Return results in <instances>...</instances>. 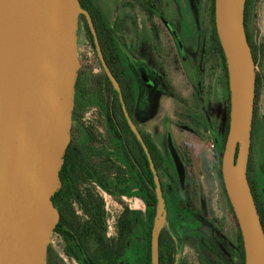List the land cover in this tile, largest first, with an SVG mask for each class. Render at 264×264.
I'll use <instances>...</instances> for the list:
<instances>
[{
	"label": "water",
	"instance_id": "1",
	"mask_svg": "<svg viewBox=\"0 0 264 264\" xmlns=\"http://www.w3.org/2000/svg\"><path fill=\"white\" fill-rule=\"evenodd\" d=\"M215 1L230 89L222 172L245 262L264 264V225L248 175L257 70L247 0ZM82 13L80 0H0V264H48L61 217L53 197L72 136Z\"/></svg>",
	"mask_w": 264,
	"mask_h": 264
},
{
	"label": "rangeland",
	"instance_id": "2",
	"mask_svg": "<svg viewBox=\"0 0 264 264\" xmlns=\"http://www.w3.org/2000/svg\"><path fill=\"white\" fill-rule=\"evenodd\" d=\"M94 1L103 11L118 44L125 48L129 71L134 73V60L132 67L128 61V56L133 55L142 65L149 63L161 84L157 98L158 118H153L160 149L158 183L153 191L157 198L156 217L161 212L164 225L157 231L155 217L152 233V244L157 246L153 251L154 264L158 262V234L164 227L177 239L175 264H179L182 258L193 262L198 260L197 249L185 239L187 233H203L232 252L237 259L238 229L222 172L225 150L223 132L228 107L227 79L219 60L212 52L205 53L209 38L208 25L203 20L208 17L210 0H163V12L154 17L160 30L157 36L137 0ZM250 4L254 40L260 48L264 40V0H252ZM87 30L80 14L77 37L80 72H85L89 80L94 75L102 76L104 72L88 39ZM151 49L153 54H150ZM261 70L264 77V67ZM258 97L257 133L253 140L249 172L264 199V81ZM203 108L209 116L206 129L192 118L199 117ZM151 111L152 105L144 109L146 113ZM138 119L145 128L148 120ZM84 123L94 126L99 135L98 143L104 145L106 136L109 139L104 116L89 106ZM127 137L129 140L131 134ZM125 170L130 185L126 196L119 200L100 190L106 202L109 235L116 240L119 237L116 227L118 217L126 206L129 207V227L132 230L125 237L119 261L121 264H139L140 256L143 258L144 255L140 243H143L149 228L148 214L153 204L146 192L138 189L134 172L128 167ZM49 246L57 264H84L80 257L67 254L66 241L53 231Z\"/></svg>",
	"mask_w": 264,
	"mask_h": 264
},
{
	"label": "trees",
	"instance_id": "3",
	"mask_svg": "<svg viewBox=\"0 0 264 264\" xmlns=\"http://www.w3.org/2000/svg\"><path fill=\"white\" fill-rule=\"evenodd\" d=\"M148 17L151 29L157 36L160 30L155 24L154 17L163 12V0H137ZM251 1L247 0L245 21L249 43L254 55L252 36L254 31L252 27L253 16L251 12ZM83 13L82 20L87 26V35L94 36L89 19L86 14H89L92 19L97 36L111 37L110 40H100V50L106 55L110 51H119L118 48H113L117 43L114 40L115 34L110 27L103 11L94 0H80ZM208 17L204 18V22L208 25V41L206 42L205 53H213V55L223 64L228 87V111L223 132V147L226 144V139L229 131L230 121V89L229 76L227 68V60L222 45L221 36L218 30L216 1L210 0ZM251 26V31L249 28ZM105 44L109 48H105ZM263 52V45L260 47ZM133 94V88L128 83V95ZM255 116V115H254ZM193 118V117H192ZM206 120V118L204 117ZM205 129L208 127L207 122L201 123ZM254 125V123H253ZM95 170L92 173L91 165L87 158L77 157L74 149L68 148L65 163L61 171L62 186L55 193L53 201L60 212V221L55 226L53 232L62 237L67 244V254L78 256L84 264H117V256L121 250V246L116 249L114 242L106 237L107 225V210L106 203L101 195L97 185L93 183V177L100 183L101 187L111 193L116 199H119L129 193V188L122 186L120 183H113L108 180L103 173V169ZM250 171V164H249ZM250 183L256 200V204L264 225V199L258 192L255 182L250 178ZM120 184V185H119ZM150 203L153 204L149 209V228L144 234L142 249L144 252L141 264H154L152 233L154 230V222L157 214L156 204L157 198L152 191L149 192ZM233 208V207H232ZM130 209L126 206L122 214L118 217L116 227L125 229L130 226ZM234 213V219L238 229L236 250L237 259L229 252L219 246L212 239L203 233H187L185 234L186 241L197 249V262L182 258L179 264H246L245 249L243 235L238 223V219ZM169 218V217H168ZM158 264H175L177 256V239L173 233L169 232L164 227L158 234ZM48 264H57L53 258V249L49 246Z\"/></svg>",
	"mask_w": 264,
	"mask_h": 264
},
{
	"label": "flooded vegetation",
	"instance_id": "4",
	"mask_svg": "<svg viewBox=\"0 0 264 264\" xmlns=\"http://www.w3.org/2000/svg\"><path fill=\"white\" fill-rule=\"evenodd\" d=\"M249 28L251 31L250 25ZM88 39L94 49L95 56L100 61L104 73L102 76L94 75L88 80L85 75L86 73L80 72L79 69L76 82L72 136L69 147L71 146L74 149L77 157L87 158L91 165L92 173L98 170L97 167L103 169V173L108 180L115 183V185L116 183H120L122 186L129 188V177H127L125 170V167H128L136 176L138 189L146 192L148 196L150 191L154 193L153 190L156 189L158 183L160 149L154 133L153 118H158L156 112L158 92L161 88L160 81L151 69L149 63L142 65L133 55L128 56L131 67L132 61L134 60L132 67L134 73L130 72L126 58V50L122 45L118 44L116 37H114V40L117 45L113 46V48H118L119 51L113 50L107 52L106 55L100 50V40H110L111 37L100 38L99 36L92 35L88 36ZM252 41L257 70L255 116L252 135L253 148V140L257 133L259 88L264 81L261 70L264 67V51L259 50L260 48L256 45L254 36H252ZM104 47L109 48L110 46L105 44ZM150 54H153L152 49ZM151 59H153V56ZM220 65L223 75L226 77L222 62ZM143 66H145V70H143ZM144 73L147 74V79L146 77L144 78ZM128 83L133 88V94L130 95H128ZM151 105L152 111L150 113L144 112V109ZM89 106L97 109V112L99 111L100 115L106 119V129L109 139L106 136L104 145L98 143L99 135L97 136L94 126H86L84 123V115ZM202 111L203 113L199 117L193 116V118L198 123H204L207 120L209 122V116L205 113V109L203 108ZM138 118L148 120L145 122L146 129ZM203 119L204 121H202ZM128 134H131L129 140L127 137ZM93 183L97 185L102 196L101 190L109 193L101 187L100 183L94 177ZM109 194L112 195L111 193ZM130 230H132L130 227L125 229L117 228L119 235L117 240L109 235L108 229L106 230V237L114 242L115 248L118 249L121 246V250L117 256V264H121L119 260L122 257V250L125 247V237ZM140 248L142 249V241ZM141 263L142 255L139 260V264Z\"/></svg>",
	"mask_w": 264,
	"mask_h": 264
},
{
	"label": "bare ground",
	"instance_id": "5",
	"mask_svg": "<svg viewBox=\"0 0 264 264\" xmlns=\"http://www.w3.org/2000/svg\"><path fill=\"white\" fill-rule=\"evenodd\" d=\"M235 184H236V181L234 180V185ZM163 224H164V215L160 212L158 213L156 217V223H155L157 231L161 229Z\"/></svg>",
	"mask_w": 264,
	"mask_h": 264
},
{
	"label": "built area",
	"instance_id": "6",
	"mask_svg": "<svg viewBox=\"0 0 264 264\" xmlns=\"http://www.w3.org/2000/svg\"><path fill=\"white\" fill-rule=\"evenodd\" d=\"M214 146V145H213Z\"/></svg>",
	"mask_w": 264,
	"mask_h": 264
}]
</instances>
